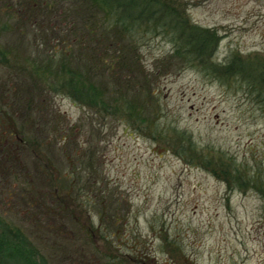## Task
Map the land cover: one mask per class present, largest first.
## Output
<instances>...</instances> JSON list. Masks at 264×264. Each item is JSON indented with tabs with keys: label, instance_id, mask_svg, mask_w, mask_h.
Returning a JSON list of instances; mask_svg holds the SVG:
<instances>
[{
	"label": "rangeland",
	"instance_id": "374dc122",
	"mask_svg": "<svg viewBox=\"0 0 264 264\" xmlns=\"http://www.w3.org/2000/svg\"><path fill=\"white\" fill-rule=\"evenodd\" d=\"M142 2L162 10L163 29L147 12L130 18L139 1L115 6L128 29L108 6L93 5L88 27L78 6L67 18L59 6L52 17L34 10L41 24H18L0 2V135L13 131L0 147L16 143L0 151L5 237L23 234L26 254L45 264H264V196L233 179L237 170L264 179V0ZM193 30L212 53H176ZM110 41L130 47L141 68L124 86L113 66L96 65L86 77L105 96L87 84L74 95L63 84L72 72L59 69L67 49L75 71L102 60L94 48L102 54ZM125 51L112 61L122 79L134 65ZM239 61L259 78L215 66Z\"/></svg>",
	"mask_w": 264,
	"mask_h": 264
},
{
	"label": "trees",
	"instance_id": "16d2710c",
	"mask_svg": "<svg viewBox=\"0 0 264 264\" xmlns=\"http://www.w3.org/2000/svg\"><path fill=\"white\" fill-rule=\"evenodd\" d=\"M138 1L140 2L139 11L136 14L130 13V15H131L130 18H136V17H138V15L142 14V12H147L148 14H151V15H148L147 13L144 14L145 16L148 17L147 19L150 20V18L155 16L156 17L155 20H158L157 25H160L158 28L163 29L164 26L166 25L162 22L163 13H158L162 10L161 9L157 10V11L155 10V12L149 13V11H151V10L148 8L146 9V5H144L146 3L142 2V0H129L125 3L126 5H124L122 1H118V0H0V2H2L3 4L4 3L9 4L11 11L13 9L12 15L16 14L17 19H18L17 20L18 22L17 21L16 22L18 24H21V21H23V19H25V17H27L26 18L27 22H30V20H33V21H37L35 23L41 24L40 21L38 22V19L36 18L38 16L33 14L34 10L37 11V10L43 9L47 16L50 15L52 17V15L56 14V13H54L56 10V7L59 6L63 12L62 16H64V17L66 16L65 18H67V17H71V13L73 12V9L76 6H78L79 7L78 16L81 17V19L83 18L82 21H85V22H83L84 25H88V27H89V21L90 20L88 19V17L84 18V16H88L89 10L91 8H93L94 6L98 10L100 9V11H102V9H104L105 6H108L109 11H110L109 15L111 14L110 17H112L114 20V15L116 13L119 15V17H121L120 16V9H118V12L116 11V8H118V7L115 8L116 5H118L119 8L125 7L127 9L128 6L131 7L132 4H134V3L137 4ZM59 2H61V4ZM18 6H19V8H18ZM122 21L124 22L125 20L123 19ZM122 21H120V22H122ZM61 23H62V21L58 22L57 26L61 27ZM40 26L42 27V25H40ZM57 26H56V28L53 27L52 30H55V29L57 30ZM125 26H126V29H128L127 23H125ZM82 27L85 29L84 31L87 30L85 28V26H82ZM191 27H193V26H191ZM193 28H195L196 30L199 31L198 26H194ZM78 30L80 31V27H78ZM196 30H193L190 33L188 32L186 37H183V36L181 37L180 41L182 42V40H183L186 45L182 46L180 43L178 44V48H177V52H176L178 55H181V54L184 55L183 50L187 51V53H188L187 57L188 56L191 57V56H195V55H198L200 57H202V56L205 57L204 51L205 52H211V53L213 52L214 48H211V45H206L208 40H210V38L205 37V35L202 33L199 34ZM200 31L205 32L203 29H200ZM179 35L180 34L178 33V31L175 30L172 33L173 40L177 42L179 40V38H178ZM63 36L64 37L62 38L61 41L64 40V43L67 44V38H69L68 32H66ZM102 41H103L102 39H98L97 43L103 44ZM109 43H110L109 49L102 54L97 53V52H100L99 47L95 46V48H94V50L96 51L94 58H95V56L96 57L101 56L102 60L97 61L95 59V61L93 63L91 61L90 62L91 64L87 65L86 64L88 62L87 60H89L90 58H88L87 60L82 59L83 60V62H81L82 66L80 68H76L75 71H72L73 67L70 66V64L68 63V61L70 63L72 61V59H70V58L73 56L74 50L72 51L73 53L72 52L68 53V51L69 50L71 51L73 48H75V46L72 44L73 47L71 49L66 48L67 54L64 56V59H62L59 69L61 71L67 70V71L72 72V74H71L72 78L70 80L66 79L67 81L63 82V84H65L67 86L70 85L72 90L74 89L73 90L74 95L80 94V93L82 94L81 91H84V88H85L84 86H85V84H87L89 86L90 91H92V93L95 95V97H97L99 99V98H103L105 96L107 91L104 90L102 85L94 82L95 79L86 77V75H88V74L90 75V74H92V72H96V71L98 72V68L96 67V65L99 68L100 67L102 69L105 68V71H106V69L109 70V66H113L114 67L112 69L113 70L112 71L113 77H114V79H117L122 84L124 83V81H127V78L131 77V72H134L135 69L138 70L141 68L140 66L137 65V63H140L137 54L132 52L130 47H128L126 45H121L120 42L112 43L110 41ZM70 45H71V43H70ZM79 49H80V52L84 55V53L81 51V49H83V47L81 46ZM118 49L127 50V51H125V54H124V55L127 54V56H128L127 62L134 64L133 66H130L131 70L130 71L128 70L130 73L126 74L127 77H125V79H122V77H121L122 69L120 66V60L118 59V62L112 63L113 59L116 57V54H117V53L115 54V52H117ZM110 51H113L112 55H110ZM110 57H111V59H110ZM66 59H68V61H66ZM204 60H206V59H204ZM80 61H81L80 58H77V63ZM238 63H239V65L241 64V62L239 61V62H236V65H232V66H230L231 64H225V63L215 64V66L222 67V65H223L225 68L223 70H220V71L222 72V74H224L228 77L235 75V73H238L237 75H241V74H246V72H247L248 76L250 78H255V79L259 78L258 76L260 75V73L258 70H255L253 68L248 67V66H250L249 64L248 65L245 64V66L242 65V68H241V67H239ZM49 64H52V63H49ZM237 66H238V68H237ZM231 67H232V70H230ZM93 68H94V70H93ZM208 70L210 71L213 69L208 67ZM213 71L216 72L215 70H213ZM78 82H80V84H81L80 86H79V84H77ZM125 84L126 83H124V86H125ZM144 84H147V79H144ZM121 93H123V92L121 91ZM9 132L11 134H13L12 130H5L4 132H2V135H0V139L2 137H5V136H3V134H6L7 135L6 139H3V138L2 139L7 140ZM14 138H16V137L14 136ZM11 144H12V142L7 147L3 145L2 147H0V151L5 152L9 148H12L13 144H16V143H13L12 146H11ZM15 146H16L15 147V153L19 154V152H21L20 146L18 145V143ZM234 173H236V174L233 175V179L236 180V178H241L242 180H245V181L247 180L248 182H250V184H252L264 196V192H261L262 186H264V183H263L264 179L263 178H261L259 175L255 176V174H252V173H251V176H250V174L244 175V173L243 172L241 173L240 170H237V172L234 171ZM112 204H113V202H112ZM104 208H106V209H104ZM108 208L112 209L111 205L110 206H103L102 210L107 211ZM0 230L4 232V233L0 234V264H45V259L43 257L39 258V259L36 258L37 259L36 260L35 259L36 256L34 255L33 252H31L28 255L26 254V250H24L22 248L23 240L25 241V239H23L24 238L23 234L21 237H19V240H12V241L10 240L9 241L7 239V237H5V231H4L5 229L3 228L2 219H0ZM18 234H20V233H16V235H18Z\"/></svg>",
	"mask_w": 264,
	"mask_h": 264
}]
</instances>
